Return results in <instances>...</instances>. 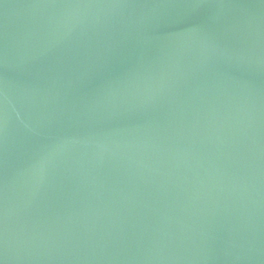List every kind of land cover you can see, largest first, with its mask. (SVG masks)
Returning a JSON list of instances; mask_svg holds the SVG:
<instances>
[{
	"label": "water",
	"instance_id": "water-1",
	"mask_svg": "<svg viewBox=\"0 0 264 264\" xmlns=\"http://www.w3.org/2000/svg\"><path fill=\"white\" fill-rule=\"evenodd\" d=\"M0 264H264V0H0Z\"/></svg>",
	"mask_w": 264,
	"mask_h": 264
}]
</instances>
